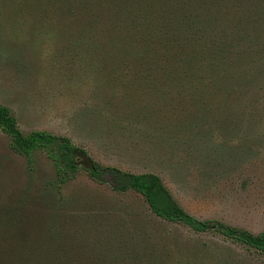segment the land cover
I'll use <instances>...</instances> for the list:
<instances>
[{"label": "rangeland", "instance_id": "obj_1", "mask_svg": "<svg viewBox=\"0 0 264 264\" xmlns=\"http://www.w3.org/2000/svg\"><path fill=\"white\" fill-rule=\"evenodd\" d=\"M103 1L0 0V103L26 134L67 137L103 166L160 176L199 220L263 233L264 0L193 5L198 32L178 53L196 57L177 71L150 33L156 6ZM55 180L44 153L30 169L0 131V216L14 220L0 248L24 247L23 262L45 253L51 230L87 264H264L257 250L165 222L139 194H114L85 171L62 188Z\"/></svg>", "mask_w": 264, "mask_h": 264}, {"label": "trees", "instance_id": "obj_2", "mask_svg": "<svg viewBox=\"0 0 264 264\" xmlns=\"http://www.w3.org/2000/svg\"><path fill=\"white\" fill-rule=\"evenodd\" d=\"M126 1L122 0L121 2L123 3L120 5L117 4L118 0H104L103 3L107 9L112 7L118 9L124 3L125 6L130 8L133 3L131 0ZM200 3V0H148L145 8L142 6V12L151 10L152 7L156 6L157 14L153 18L156 21V26L151 28L153 32L150 33L166 47L167 50L165 52L169 60H172L175 71L179 70L181 64L186 65V67L187 65L191 66L195 60L196 56L193 55V52L189 54V58L181 59L178 49L181 47L183 38L185 40L186 36L194 35V32H198L196 24H198V18L200 17L198 13L193 11V5ZM209 4L211 3L209 2ZM205 5H208L206 1ZM82 7L85 8L84 4H82ZM126 10L128 11L129 9ZM117 19L122 24L133 23L135 20L128 14H124L123 11ZM205 23L209 24L207 21ZM186 41L191 43L193 40L188 38ZM0 131L9 138L11 150L24 157L30 169H32V164H34V156L37 153H44L54 165L56 172L55 184L57 183L59 188L74 180L81 171H85L90 178L100 185H108L114 194H139L156 217L165 222L184 225L197 234L219 233L228 240L264 254V232L255 235L247 230L231 227L220 221L199 220L181 207L160 176L152 173L134 174L115 167L103 166L94 161L83 148L74 145L67 137L57 136L46 131H32L26 134L20 129L11 109L1 103ZM11 225L14 226V220L11 221V218L0 216V241L5 239L8 230H11ZM49 235L50 237L46 236L49 247L44 250L45 253L41 250L34 253L35 263L23 262V259H28V254H25V250H22L24 247L18 248V245L16 248L7 246L6 250L0 248V264H3V261L5 264H57L58 262L87 264L79 261L80 259H87L88 256H85L87 254L84 252L78 251V256L76 254L72 256L68 252L65 247L67 238H63L51 230ZM126 241L129 242L131 240L130 238L121 240V242ZM11 245H14V243ZM133 246L138 248L139 243L137 242ZM144 256V252L139 250L135 258L132 256V259L141 262Z\"/></svg>", "mask_w": 264, "mask_h": 264}]
</instances>
